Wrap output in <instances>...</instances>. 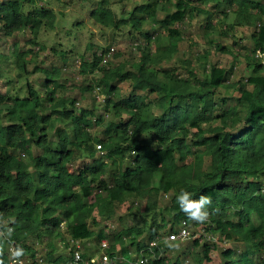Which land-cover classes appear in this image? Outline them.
Here are the masks:
<instances>
[{
  "label": "trees",
  "instance_id": "16d2710c",
  "mask_svg": "<svg viewBox=\"0 0 264 264\" xmlns=\"http://www.w3.org/2000/svg\"><path fill=\"white\" fill-rule=\"evenodd\" d=\"M220 2L252 30V48L244 57L246 73L237 81L227 82V70L210 63L212 50L234 53L213 39L215 33L232 37L234 29L229 25L217 30L214 12ZM54 3L62 0L0 2V32L10 37L28 30L32 37V48L20 51L15 47L12 53L16 79L23 82L25 96L0 92V261L9 264L10 244L23 249L21 257L32 261L35 246L46 240L47 259L64 264L68 256H52V241L64 235L91 240L96 248L106 239L110 256L133 259L132 255L143 251L147 257L150 242L176 233L185 222L218 242L244 247L238 259L231 249L222 252L223 264H264V63L254 57L256 50L264 52V0H175L172 10H168L170 3L150 0L130 11L122 7L118 15L110 0L86 3L78 15L87 14V20L99 27L129 40L140 37L146 43L137 47L136 61L117 65L109 60L100 66L93 42L81 54V75L93 70L99 77L79 92L84 95L99 89L103 108L112 116L105 123L93 109L76 107L75 98L58 95L65 88L58 82L59 67L34 65L27 70L36 57L33 48L46 50L39 46L40 34L56 30L59 18L64 17L53 9ZM159 13L164 17L159 18ZM197 16L205 18L206 48L178 66L164 68L182 41L178 26ZM220 16L226 19L225 12ZM83 23L82 19L72 22L67 34ZM146 25H158L163 34L152 36ZM99 50L105 53L104 48ZM88 52L91 60L87 61ZM65 54H60L63 62ZM6 59L0 54V76ZM32 73L44 77V101L28 81ZM124 83L129 86L126 97L121 95ZM234 95L237 102L228 107ZM20 100L32 108V116L20 117L16 105ZM4 117L7 124L1 123ZM94 126L100 128V137L91 132ZM48 131L56 136L54 144ZM94 142L101 145L102 155ZM181 190L192 193L193 200L200 195L211 197L207 222H194L181 210L177 202ZM167 196L169 203L162 208L160 200ZM128 203L129 226L124 224L114 233L94 230L99 221L112 222L117 210ZM117 220L123 223L121 217ZM191 240L194 249L186 253L192 264H207L215 245ZM94 244L83 251V258L96 249ZM167 244L160 243L152 252L157 256L159 247L169 249ZM200 247L201 253L195 251ZM151 264H178V258L174 262L155 258Z\"/></svg>",
  "mask_w": 264,
  "mask_h": 264
},
{
  "label": "rangeland",
  "instance_id": "374dc122",
  "mask_svg": "<svg viewBox=\"0 0 264 264\" xmlns=\"http://www.w3.org/2000/svg\"><path fill=\"white\" fill-rule=\"evenodd\" d=\"M8 1V0H0V2ZM20 1V0H18ZM87 0H62L61 4H52L53 9L57 11H61L64 13V17H60V24H58L56 30L53 31H45L40 34L38 43L39 46L43 45L46 49L45 51L39 52L38 48H33V53L36 54V57L32 59V62L28 64L27 70L31 71L34 65H38L40 68H46L49 69L51 67H59L61 69V75L58 79V82L61 85H64L65 88L63 90L58 91V95L60 96H69L71 98H75L77 101L78 108H88L93 109L95 112L96 118H101L104 123L111 120V114L109 112H105L103 106V97L101 94H98L95 89L92 92H88L84 95H82L79 92V89L85 85L88 84L91 81H94L96 78L99 77V73L96 71L91 70L87 76L81 75L79 71L80 66V56L84 52V49L88 42H93L96 46L94 47L93 51L98 56L102 53L100 48L105 49H113V55L111 58V65H117L122 62H128V61H136L140 53L137 50V47H145L146 43H144L143 39L140 37H137L134 40H129L127 37H125L122 33L117 32V34H114V31L108 28H102L97 25H95L92 21H88L86 16L87 14H80L82 7L86 3H93L96 0H89L88 2H85ZM99 1V0H98ZM117 0H110L111 9L118 15L120 12V9L124 7L127 11H130L133 9L135 5H139L141 3H146L150 0H140V1H134L129 0L126 2H123L122 4H116ZM160 3H170L168 6V10H172L173 3L175 0H158ZM193 2H196V0H192ZM215 1V0H214ZM219 7L216 8L215 19L214 23L216 24L218 31H223V29H228L229 25L234 26V29L231 31L232 37H222L217 35L216 33L213 35V39L225 47L231 49L234 51L232 55L229 54H222L217 53L214 50L211 52L210 56V63L212 64H218L221 67H224L227 70V76L226 81H237L239 79H243L245 76L246 70H245V60L244 57L252 48V42L250 40L251 36V29L245 28L242 26V22L240 19H238L231 8L228 6L222 4L223 2H220ZM42 4V3H41ZM221 9L222 12L226 13V19H224L221 15L222 12H220ZM159 18H163V13H159ZM84 16V17H83ZM62 18V19H61ZM78 19H82L84 23L80 25L78 30H74L70 34H67V29L70 28V24L74 21H77ZM205 25V18L203 16H197L194 18V20L187 21L183 24H180L178 26V29L181 31L182 34V41L179 44L178 52L176 55L172 58L171 61L164 62L163 67L166 69H169L174 66H178V62L184 59H191L194 54L202 52L206 48V42L203 37V26ZM146 29L151 31L152 36L162 35L163 31L162 29L156 25V26H150L146 25ZM31 34L28 30L19 31L14 33L10 37L4 36L3 32H0V54H3V56L7 57V59L4 61L3 65L1 66V76H0V92L5 93L9 92L12 94H15L17 92V95L19 98H23L25 96L24 92L26 91L25 86L23 82H17L16 79V69L14 65V58L12 57V53L14 51V48H18L20 51H25L27 49H30L29 41L31 39ZM234 44V46H232ZM145 45V46H144ZM149 46L153 47V44H149ZM154 48V47H153ZM108 50V51H109ZM66 52L65 61L61 60V52ZM114 54H118V58H115ZM88 56L87 61L91 60V52H88L86 54ZM262 61V59H260ZM63 63V64H62ZM182 73V71H179ZM28 81L33 85L35 89H37L41 100L44 101V91L41 87V84L44 81V77L41 73H32L28 76ZM121 95L123 97H126L128 95L129 86L127 83H124L121 85ZM222 93V90L220 91ZM97 96H99L100 100H98ZM237 95H234L229 104L228 107H231L234 103L237 102ZM19 107V115L20 117H28L33 115L32 108H28L25 106L24 101L20 100L16 102ZM10 106V104H9ZM158 111H155L157 113ZM95 118V119H96ZM1 123L7 124L8 121L4 117ZM91 132L97 136H101L102 132L99 127L94 126ZM48 136L50 138V143L54 144L56 140V136L52 131H48ZM94 145H98L97 142H94ZM98 155H102L100 152ZM88 160H85L87 162ZM208 163V158L205 157V166ZM72 168V167H71ZM170 199L169 196L164 197L160 200V206L164 208L169 202ZM129 203L117 210L118 214L114 218L112 222H105L99 221L100 225L96 228H94L95 231H97L99 228L104 229L106 233H114L116 230L123 227L124 224L127 226L130 225L131 219L128 216V213L126 212V209L128 207ZM121 217L123 219V223L121 221H118L117 218ZM134 219V218H133ZM135 222H137V219H135ZM92 228V227H91ZM109 228V229H108ZM93 229V228H92ZM190 233H197L199 231L195 230L194 228H189ZM213 238V237H212ZM214 240H210L209 238H205V241L200 244H208L212 245L214 244V249L211 250L210 253V261L207 264H223L224 259L222 257V252H224L227 249H231L233 251V258L238 259V256L244 251V247L241 245H236L232 243H225V242H218V239L216 237L213 238ZM45 242L42 243L41 242ZM39 242V245L35 246V252L36 254H39L41 257L46 258V249H47V242L46 240H43ZM191 239H188L184 242L177 241L176 244H167L169 249H165V252L163 254V258L166 259L168 262H174L175 259L179 258L181 260L184 259H190L187 251L190 252L192 249H194L191 245ZM31 239L28 241V243H31ZM91 243V246L93 247V241L91 240H85L83 242V245H87V243ZM54 245V249L52 252V255L54 257V254H61L62 257L64 256L66 258L67 256V248L66 245L68 244V237L64 235V238L58 239L55 238L52 241ZM64 243V245H63ZM97 246V245H96ZM95 244L94 247L96 248ZM69 247V244H68ZM84 247V246H83ZM98 248V247H97ZM96 248V249H97ZM95 249V250H96ZM133 251V250H132ZM195 251H198L201 253L202 248H195ZM29 255V254H28ZM132 257H135V255H132ZM128 259L127 257H125ZM191 261V259H190ZM192 264V262H191Z\"/></svg>",
  "mask_w": 264,
  "mask_h": 264
},
{
  "label": "built area",
  "instance_id": "2783aa9c",
  "mask_svg": "<svg viewBox=\"0 0 264 264\" xmlns=\"http://www.w3.org/2000/svg\"><path fill=\"white\" fill-rule=\"evenodd\" d=\"M109 50V49H108ZM113 55V49H110L107 51L102 56V60L100 65H106L108 61L112 58ZM254 57L256 59H262V62L264 63V52L260 50H256L254 53ZM96 91L98 92L99 89L97 88ZM98 100H100L99 96H97ZM96 150L100 152L101 154L103 153L101 151V145H96ZM209 238L210 240H214L212 236H209L203 231H199L197 233H194V236H191V233L189 231L188 226L186 225L185 222H182L177 229L176 233H171L168 234L166 237H161L160 239H155L154 241L150 242L148 244V251L150 252V256L146 257L143 251L139 253V255L133 259H126L123 256H110L108 254V249H109V242L108 240L104 239L100 242L98 251L92 252L88 258H83L82 257V245L81 242L78 240H71L70 245L67 249L68 251V259L64 261V264H150L149 259H159L163 258V254L165 250H163V247H159V253L156 256L153 252L152 249L157 248L160 243H172V242H184L188 239H198L199 243H202L205 241V238ZM11 253V258H12V264H24L19 258L16 256L15 251L13 250L12 247L9 249ZM28 264H33V263H28ZM34 264H54L53 262H48L43 259H37ZM178 264H191L190 259H184L181 260L178 258Z\"/></svg>",
  "mask_w": 264,
  "mask_h": 264
},
{
  "label": "clouds",
  "instance_id": "9594fccd",
  "mask_svg": "<svg viewBox=\"0 0 264 264\" xmlns=\"http://www.w3.org/2000/svg\"><path fill=\"white\" fill-rule=\"evenodd\" d=\"M194 3H197V0L196 2ZM108 49H105V53H107ZM105 53H101L100 55H98L101 60H102V56L105 54ZM111 60V59H110ZM101 63V61H100ZM107 65V64H106ZM101 66V65H100ZM103 66V65H102ZM97 89V88H96ZM95 89V91H96ZM97 92V91H96ZM99 94V91L97 92ZM103 97V96H102ZM104 99V97H103ZM77 106V104H76ZM102 151V150H101ZM99 153V152H98ZM192 197V193L186 191V190H181L180 194L177 196V202L179 204V207L181 208L182 211H184L186 213V215L188 216V218L194 222H197V223H205L208 221L209 219V216H210V207H211V204H212V200H211V197L207 196V195H200L199 199L198 200H193L191 199ZM9 233H11V229L8 230ZM71 240H74V239H71V238H68V242L70 244V241ZM75 241V240H74ZM80 242H82L81 240H78ZM49 242H47V245H48ZM100 244V242H99ZM99 244H98V247H99ZM64 245V243H63ZM82 245V243H81ZM10 247L13 248V250L15 251V254L16 256L19 258V260H21L24 264H28V263H35L37 259H43L45 261H48V262H52V261H49L47 259V257H41L39 254H35L34 256V261L29 258L31 257H21L23 255V249H20L18 248L16 250L15 246L13 244H10V245H7V251H8V258H9V264H12V258H11V253L9 251ZM83 247V246H82ZM110 247V246H109ZM84 251V247L82 249V253ZM98 251V248L96 250H94V252ZM68 252V251H67ZM67 256L69 257L68 253H67ZM89 256V255H88ZM87 256V257H88ZM150 256V255H149ZM147 256V257H149ZM136 257V256H135ZM67 259H65L64 261H66ZM61 261V259H60ZM63 261V262H64ZM150 261V264H151V261H153V259H149ZM54 263V262H53ZM0 264H3L2 261H0ZM55 264V263H54Z\"/></svg>",
  "mask_w": 264,
  "mask_h": 264
},
{
  "label": "crops",
  "instance_id": "0c3cea01",
  "mask_svg": "<svg viewBox=\"0 0 264 264\" xmlns=\"http://www.w3.org/2000/svg\"><path fill=\"white\" fill-rule=\"evenodd\" d=\"M67 236V235H66ZM68 237V236H67ZM83 242H85V241H82L81 243L83 244ZM87 243V245H83L84 246V250H86V249H90L92 246H91V243H88V242H86ZM48 248V247H47ZM94 250L95 249H92V250H90V253H88V254H91L92 252H94ZM48 250H46V252H47ZM55 256H61V254H54ZM53 256V255H52ZM54 257V256H53ZM128 257V256H127Z\"/></svg>",
  "mask_w": 264,
  "mask_h": 264
}]
</instances>
